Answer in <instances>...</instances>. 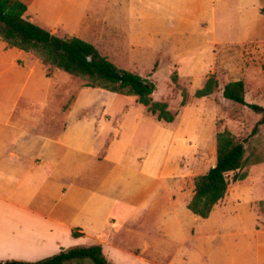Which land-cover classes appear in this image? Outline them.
Listing matches in <instances>:
<instances>
[{
    "label": "rangeland",
    "instance_id": "obj_1",
    "mask_svg": "<svg viewBox=\"0 0 264 264\" xmlns=\"http://www.w3.org/2000/svg\"><path fill=\"white\" fill-rule=\"evenodd\" d=\"M56 1H46L47 13L42 19L37 17L36 24L44 23L46 26L42 27L48 30L57 27L60 19L56 16H60L66 28L56 29L54 35L81 38L80 33L85 31L86 38L118 67L151 79L157 87L154 101L166 102L175 120L169 124L158 121L134 97L85 88L82 79L51 70L31 54L38 75L23 90L13 120L37 133L57 137L65 128L69 110H74L72 122L82 110H87V130L81 132L82 138H77L78 132H68L62 139L87 149V157L79 161L83 165L82 173L95 175L92 180L96 181L115 171L110 180L113 184L109 186L110 190H116L123 180L118 174L125 176L130 170L149 168L156 172L157 180L147 182L146 186L155 190L157 198L165 197L164 188L170 199L180 194L176 203L181 208L183 201H190L194 195L195 177L216 164L218 133L229 131L238 141L246 142L248 175L237 183L232 182L230 175L228 193L214 213L206 220L182 208L179 216L184 235L173 233L165 239L161 224L171 210L161 206L164 202L161 199L159 207L151 213L154 217L149 218V226L140 227V220L148 219L143 214L140 219L134 217L121 229L115 245L125 249L147 243L161 245L159 254L146 255L157 264H264V217L259 211V202L264 200V14L261 10L258 13L257 8L251 7L243 13L237 0H218L216 27L207 32L203 27L208 22L212 26L211 15L208 9L202 11L196 0H166L163 4L156 0L155 5L147 0H131L130 11L125 0ZM57 5L53 16L52 10ZM254 5H264V0H256ZM83 19L86 24L81 27L79 22ZM210 77L217 79V89L208 97L197 98L196 92ZM23 80L13 79V102ZM239 80L245 85L246 102L259 106V110L223 97L224 87ZM34 86L38 92L32 96ZM120 111L125 113L123 125L116 120ZM107 112L113 124L99 130L94 121ZM260 122L263 123L258 132L253 134ZM119 126L120 140L112 142ZM95 135H98L96 141ZM19 137L20 133L13 130L12 138ZM38 151L45 154L46 148ZM67 152L63 146L56 147L59 156ZM89 153L100 158L106 154L111 162L99 161ZM113 162L121 166L115 168ZM120 169L123 172H118ZM138 178L145 177L139 174ZM51 182L55 188L64 184L62 180ZM89 186L93 187V183ZM171 220H175L174 216ZM77 223H83L82 219ZM90 229L95 233L97 226ZM61 243L66 249L98 244L95 236L80 243L74 237H63Z\"/></svg>",
    "mask_w": 264,
    "mask_h": 264
},
{
    "label": "crops",
    "instance_id": "obj_2",
    "mask_svg": "<svg viewBox=\"0 0 264 264\" xmlns=\"http://www.w3.org/2000/svg\"><path fill=\"white\" fill-rule=\"evenodd\" d=\"M21 1L27 5L25 16L35 24L37 17L42 19L43 14L47 13V0ZM125 1L127 9L132 10L131 3H129L131 0ZM155 1L147 0V3L155 5ZM196 1L202 11L208 9L211 15L212 26H209L208 22L205 28L202 25L203 29L207 32L214 30L218 0ZM255 1L237 0V3L240 4V10L243 13L251 7L257 8L258 13L261 10L262 13L264 5L255 7ZM58 2L59 0L56 1ZM164 2L166 0H158L159 4ZM56 8L52 10L53 16L58 10V5ZM56 19H60L57 27L48 28L52 34L56 29L60 31L61 28H66L63 17L56 16ZM79 24L82 27L86 21L83 19ZM37 25L46 26L44 23H37ZM85 33V31L80 33L81 38L92 43L86 38ZM0 43V260L34 262L50 257L59 253L62 248L66 249L61 243L63 237L73 238V231H77L83 234L76 238L79 243L90 236H95L98 242L95 245L103 247L104 255L113 264H157L148 259L146 255L148 253L159 254L162 249L161 245L151 246L147 243L134 249L120 248L115 245L119 232L131 219L134 217L140 219L142 214L148 219L140 220V227L149 226V218L154 217L151 213L159 207L158 203L163 199L161 206L165 210H171L170 213L167 212L168 216L166 213L164 217L167 218L161 224L163 238L166 239L173 233L184 235L185 230L179 211L182 208L188 209L189 201H183L181 208L180 204L176 203L180 194L176 199L171 198V200L170 193L165 188L163 189L165 197L161 195L158 198L155 197V190L146 186L147 182L157 180L156 172H152L149 168L147 171L146 169L137 171L133 169L125 176L118 174V177L123 180L116 190H110L109 186L113 184L110 180L116 173L115 171L96 181L92 180L96 178L95 175L82 173L83 165L79 161L81 157H87V149L81 145L72 146L62 139L68 132L69 134L78 132L77 138H82L84 134L82 135L81 132L87 130V110H82L81 114L74 117V122L71 119L74 110H69L65 128L57 137L45 136L14 121L18 100L38 72L33 67V60L28 53L12 48L4 42L0 41ZM17 77L24 79L23 87L18 98L13 102L12 84L13 79ZM36 88L32 91V96L34 92H38ZM152 117L154 118L153 115ZM124 118L123 111L117 113L116 120L120 125H123ZM112 121L108 112L105 115L101 113L100 117L94 121V125L102 130L113 124ZM13 130L20 133L18 139L12 138ZM120 130L121 126L115 131L116 137L112 138V142L120 140ZM97 137L98 135H95V141ZM154 138L155 133L152 136L153 141ZM85 141H87L86 134ZM59 146L65 147L68 152L59 156L56 154V147ZM38 148L39 150L46 148L45 154L42 151L39 152ZM89 155L95 156L99 161L111 162L106 154L101 158L100 155L92 153ZM145 160H149V155ZM112 164L115 168L121 166L118 162ZM118 172L123 171L120 169ZM139 174L145 178H138ZM54 180H62L64 184L55 188L51 182ZM91 180L93 182L90 183ZM139 180L143 181L142 185L139 184ZM92 183L93 187L89 186ZM178 207L180 208L177 209ZM172 216L175 218L174 221L171 220ZM79 219H82L83 223H77ZM94 226H97L95 233L90 231V228Z\"/></svg>",
    "mask_w": 264,
    "mask_h": 264
},
{
    "label": "trees",
    "instance_id": "obj_3",
    "mask_svg": "<svg viewBox=\"0 0 264 264\" xmlns=\"http://www.w3.org/2000/svg\"><path fill=\"white\" fill-rule=\"evenodd\" d=\"M27 5L21 0H0V41L12 48L31 54L49 69L65 72L84 81L85 88L100 89L124 97H134L148 108L158 121L173 123L175 115L166 102L154 101L156 84L149 78L122 69L104 56L98 48L79 37L62 38L33 23L26 16ZM264 14V9H262ZM219 83L210 77L203 88L196 92L197 98L214 93ZM244 82L228 83L223 97L236 104L249 106L254 110L260 107L248 104L245 99ZM258 123L253 131L259 130ZM246 142H240L229 131L218 133L216 164L205 174L194 179L195 194L187 208L194 215L208 219L215 207L226 197L231 181L242 182L247 178L248 157ZM259 211L264 217V200L259 202ZM73 231V237L82 236ZM15 264H113L103 253L101 245L77 246L61 251L50 257L34 261H1Z\"/></svg>",
    "mask_w": 264,
    "mask_h": 264
},
{
    "label": "water",
    "instance_id": "obj_4",
    "mask_svg": "<svg viewBox=\"0 0 264 264\" xmlns=\"http://www.w3.org/2000/svg\"><path fill=\"white\" fill-rule=\"evenodd\" d=\"M5 264H15V263H11V262H9V263H5Z\"/></svg>",
    "mask_w": 264,
    "mask_h": 264
}]
</instances>
